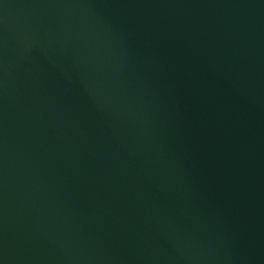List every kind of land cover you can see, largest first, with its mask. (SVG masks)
I'll return each instance as SVG.
<instances>
[{"label":"water","instance_id":"water-1","mask_svg":"<svg viewBox=\"0 0 264 264\" xmlns=\"http://www.w3.org/2000/svg\"><path fill=\"white\" fill-rule=\"evenodd\" d=\"M0 264H264V0H0Z\"/></svg>","mask_w":264,"mask_h":264}]
</instances>
